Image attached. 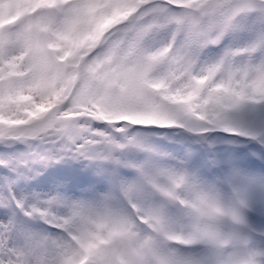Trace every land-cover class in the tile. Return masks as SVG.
Here are the masks:
<instances>
[{
	"label": "snow or ice",
	"instance_id": "snow-or-ice-1",
	"mask_svg": "<svg viewBox=\"0 0 264 264\" xmlns=\"http://www.w3.org/2000/svg\"><path fill=\"white\" fill-rule=\"evenodd\" d=\"M0 264H264V0H0Z\"/></svg>",
	"mask_w": 264,
	"mask_h": 264
}]
</instances>
